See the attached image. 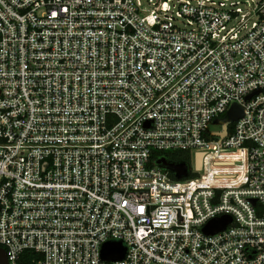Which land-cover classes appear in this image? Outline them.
<instances>
[{"label": "built area", "instance_id": "obj_1", "mask_svg": "<svg viewBox=\"0 0 264 264\" xmlns=\"http://www.w3.org/2000/svg\"><path fill=\"white\" fill-rule=\"evenodd\" d=\"M0 248L264 264V0H0Z\"/></svg>", "mask_w": 264, "mask_h": 264}, {"label": "water", "instance_id": "obj_2", "mask_svg": "<svg viewBox=\"0 0 264 264\" xmlns=\"http://www.w3.org/2000/svg\"><path fill=\"white\" fill-rule=\"evenodd\" d=\"M239 113L235 108H232L231 111L229 112V117L230 119H236L239 117ZM225 130L223 133L220 134V136L225 135ZM158 163L161 167H164L168 169L170 172L174 173V176L177 179H181L182 177H185L188 175V168L187 164L184 162L180 163H171L167 164L164 158H161L158 160ZM231 218L229 216L223 215L219 218L213 219L209 221L205 226H204V231L206 233H215L219 230H221L225 224L230 222ZM124 245L121 243V241H108L107 243L104 244L102 248V256L105 259L108 260H116V259H121L124 255ZM0 264H7V259L5 252L3 249L0 248Z\"/></svg>", "mask_w": 264, "mask_h": 264}, {"label": "trees", "instance_id": "obj_3", "mask_svg": "<svg viewBox=\"0 0 264 264\" xmlns=\"http://www.w3.org/2000/svg\"><path fill=\"white\" fill-rule=\"evenodd\" d=\"M158 157L160 156L161 158H164L167 164H175V163H188L189 158H188V153L187 152H172V151H166V152H157L156 153ZM159 158V159H161Z\"/></svg>", "mask_w": 264, "mask_h": 264}, {"label": "rangeland", "instance_id": "obj_4", "mask_svg": "<svg viewBox=\"0 0 264 264\" xmlns=\"http://www.w3.org/2000/svg\"><path fill=\"white\" fill-rule=\"evenodd\" d=\"M209 130L212 132H216L218 130V126L217 125H210Z\"/></svg>", "mask_w": 264, "mask_h": 264}]
</instances>
